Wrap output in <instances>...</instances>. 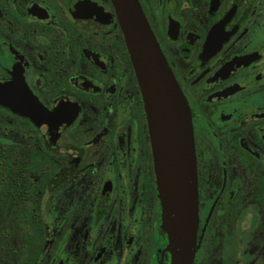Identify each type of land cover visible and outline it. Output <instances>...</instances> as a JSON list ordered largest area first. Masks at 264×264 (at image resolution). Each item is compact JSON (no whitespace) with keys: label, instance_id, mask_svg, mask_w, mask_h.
I'll return each mask as SVG.
<instances>
[{"label":"flooded vegetation","instance_id":"flooded-vegetation-1","mask_svg":"<svg viewBox=\"0 0 264 264\" xmlns=\"http://www.w3.org/2000/svg\"><path fill=\"white\" fill-rule=\"evenodd\" d=\"M135 2L189 111L191 264H264V0ZM170 258L112 3L0 0V264Z\"/></svg>","mask_w":264,"mask_h":264},{"label":"water","instance_id":"water-1","mask_svg":"<svg viewBox=\"0 0 264 264\" xmlns=\"http://www.w3.org/2000/svg\"><path fill=\"white\" fill-rule=\"evenodd\" d=\"M110 2L145 105L157 197L170 245V264H191L196 180L188 107L135 0ZM21 111L28 114L27 108Z\"/></svg>","mask_w":264,"mask_h":264}]
</instances>
